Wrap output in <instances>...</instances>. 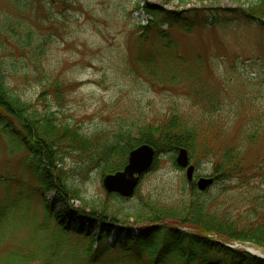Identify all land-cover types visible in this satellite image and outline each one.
I'll list each match as a JSON object with an SVG mask.
<instances>
[{"label": "rangeland", "instance_id": "374dc122", "mask_svg": "<svg viewBox=\"0 0 264 264\" xmlns=\"http://www.w3.org/2000/svg\"><path fill=\"white\" fill-rule=\"evenodd\" d=\"M249 4L246 0H68L63 6L48 0H0V69L21 99L36 103L44 89V103L52 111L87 135L96 134L101 143L137 123L153 122L171 112L188 119H217L223 135L212 154L190 158L195 179L210 177L222 150L235 147L245 129L264 133V23L225 18L216 25L210 20L187 21L184 28L163 25L160 29L167 36L161 39L153 29L143 35L140 31L150 19L145 9L152 6L192 18L198 10L222 17L221 10ZM148 58L150 66L145 65ZM53 80L64 83L63 88L68 85L60 95L47 86ZM205 101L218 106L206 113ZM2 122L0 117V264L18 263L16 254L10 256L11 249L31 255L27 264H51L57 259L67 264L64 254L82 259L87 239L73 232L74 224L65 219L69 230L56 234V222L46 216L44 203H50L55 215L64 213L65 204L54 190L39 187L26 160L28 153L12 144L7 134L10 127L4 128ZM261 159L264 138L245 148L242 184L217 182L204 191L216 196L220 212L243 217L253 211L258 216L264 213L260 173L255 170ZM64 160L87 196H108L98 168L85 167L76 153H66ZM191 188L175 156L160 154L155 167L141 176L134 194L129 198L114 194L113 201L129 209L146 199L171 205ZM67 202L72 210L80 207L69 197ZM99 224L95 221L84 227L93 241ZM131 230L132 236L138 232ZM117 240V235L107 237L109 243ZM231 246L264 254L249 241ZM43 253L56 255L46 261ZM116 253L112 251L98 264H108Z\"/></svg>", "mask_w": 264, "mask_h": 264}, {"label": "trees", "instance_id": "16d2710c", "mask_svg": "<svg viewBox=\"0 0 264 264\" xmlns=\"http://www.w3.org/2000/svg\"><path fill=\"white\" fill-rule=\"evenodd\" d=\"M48 1L63 6L68 3V0ZM246 1H250L246 8L221 10L222 17L214 11L203 15L201 10L194 12L192 18L184 12H178L174 16L173 13L152 6L145 9L150 19L148 24L141 27L140 32L143 35L153 29L158 39H161L167 36L166 32L160 29L163 25H180L184 28L187 21L204 23L210 20L211 25H216L221 18H225L264 23V0ZM151 62L148 58L145 65L150 66ZM63 85L64 83L57 80L47 84L58 95L68 86L63 88ZM44 91L41 90L36 103L23 100L8 86L4 71L0 69L2 125L4 128L10 127L7 134L12 144L22 147L28 153L26 160L39 187L54 190L56 197L65 204L64 213L55 215L50 203H44L46 216L55 220L57 235L69 230L65 219L74 224L73 232L87 239L82 246V259L76 254L63 255L64 259H69L67 264H98L114 250L117 253L114 258L109 259L108 264H264L263 258L249 253L244 248L231 246L233 242L249 241L264 251V213L258 216L253 211L249 216L243 217L240 214L220 212L215 206L216 196L198 191L194 182L191 192L174 204L146 199L135 209L123 208L120 202L113 201L114 194L98 199L87 196L65 165L66 153H76L85 167L98 168L101 175H105L122 169L127 162L129 151L143 143L155 149L152 168L156 165L158 155L173 157L181 147L187 149L189 158L196 155L207 157L212 154L214 146L223 135L221 123L217 119H188L171 112L153 122L137 123L132 129L122 130L111 140L101 143L96 134L87 135L77 124L63 120L58 112L52 111L44 103ZM205 102L202 105L206 113H212L218 106ZM39 103H42L43 107H40ZM261 132L245 129L235 147L228 146L222 150L220 160L213 167V185L233 180L238 184L243 183L245 178L241 176V163L244 160L245 148L263 139L264 133ZM263 164L264 159H261L255 170L260 173V192L264 196ZM68 197L76 200L80 207L72 210L68 206ZM95 221L100 223L99 235L96 241H93L84 227ZM117 222L125 224V227H117ZM133 227L138 229L135 236L131 233ZM109 235H117L118 240L109 243ZM14 250L11 249L9 253L11 257L16 254V264H27L33 258L23 254L21 249L15 250L18 254L14 253ZM41 255L43 257L46 254ZM52 255L56 254L51 253L44 259L49 261ZM49 262L65 264L63 260L58 259L57 262Z\"/></svg>", "mask_w": 264, "mask_h": 264}, {"label": "water", "instance_id": "95a60500", "mask_svg": "<svg viewBox=\"0 0 264 264\" xmlns=\"http://www.w3.org/2000/svg\"><path fill=\"white\" fill-rule=\"evenodd\" d=\"M155 158V149L146 143L131 149L127 162L122 169L103 175L102 186L108 194H117L123 198L131 197L138 187L140 178L148 172ZM176 165L185 171L188 182L195 181L198 191L203 192L214 183L213 177L201 176L195 179V166L190 163L189 152L179 148L175 154Z\"/></svg>", "mask_w": 264, "mask_h": 264}]
</instances>
